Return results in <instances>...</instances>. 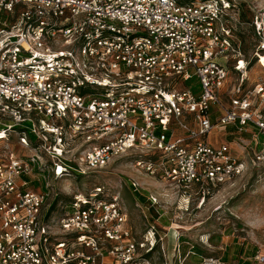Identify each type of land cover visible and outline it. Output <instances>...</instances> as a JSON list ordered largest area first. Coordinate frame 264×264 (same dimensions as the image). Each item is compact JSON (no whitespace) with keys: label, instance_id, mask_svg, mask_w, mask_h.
Here are the masks:
<instances>
[{"label":"built area","instance_id":"2783aa9c","mask_svg":"<svg viewBox=\"0 0 264 264\" xmlns=\"http://www.w3.org/2000/svg\"><path fill=\"white\" fill-rule=\"evenodd\" d=\"M239 18L233 0H0V140L11 130L36 151L0 154V264H153L117 192L76 193L53 220L50 179L131 154L137 170L204 199L245 170L230 142L207 139L221 126L264 137V80L246 84ZM252 260L264 263L260 249Z\"/></svg>","mask_w":264,"mask_h":264},{"label":"rangeland","instance_id":"374dc122","mask_svg":"<svg viewBox=\"0 0 264 264\" xmlns=\"http://www.w3.org/2000/svg\"><path fill=\"white\" fill-rule=\"evenodd\" d=\"M233 1L240 16L236 35L248 62L246 84L251 85L264 80V54L257 61L259 39L248 22L258 15V23L264 29V0ZM229 71L227 85L232 87L239 73L231 68ZM8 132L0 140V154L11 152L20 157L36 152L31 146L22 145L16 132ZM224 133L233 153L247 165L240 175L211 188L204 199L193 188L190 194L182 193L171 189L159 176L137 170L134 162L139 158L128 154L86 176L71 174L50 179L49 215L58 219L68 211L73 195L103 184L109 192L119 194L135 238L154 244L146 255L153 264H176L178 254L183 256L190 250L194 254H189L184 264H200L202 257L224 259L228 264H258L252 255L257 249L264 254V137L252 139L248 132L239 134L233 126H221L212 130L207 139L216 144ZM41 184L42 181H32L30 186L37 189ZM150 195L156 199L154 204L148 199Z\"/></svg>","mask_w":264,"mask_h":264},{"label":"crops","instance_id":"0c3cea01","mask_svg":"<svg viewBox=\"0 0 264 264\" xmlns=\"http://www.w3.org/2000/svg\"><path fill=\"white\" fill-rule=\"evenodd\" d=\"M214 129H217V128H214ZM226 137H227V133L221 134L222 140L218 141L216 144L227 143L228 141H227V138Z\"/></svg>","mask_w":264,"mask_h":264},{"label":"trees","instance_id":"16d2710c","mask_svg":"<svg viewBox=\"0 0 264 264\" xmlns=\"http://www.w3.org/2000/svg\"><path fill=\"white\" fill-rule=\"evenodd\" d=\"M256 252V250H253V253H255ZM254 255V254H253ZM253 255H252V257H253ZM222 260H224V259H222ZM225 261V260H224Z\"/></svg>","mask_w":264,"mask_h":264}]
</instances>
